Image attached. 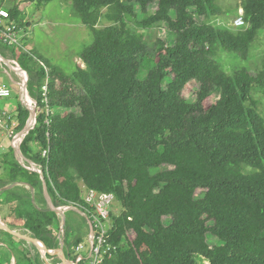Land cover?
<instances>
[{
    "label": "trees",
    "instance_id": "obj_1",
    "mask_svg": "<svg viewBox=\"0 0 264 264\" xmlns=\"http://www.w3.org/2000/svg\"><path fill=\"white\" fill-rule=\"evenodd\" d=\"M68 1L93 33L79 54L84 67L65 74L33 51L0 47L26 72L28 94L40 108L20 150L42 168L53 205L90 209L85 189L113 193L121 209L111 214L107 243L115 249L101 264H264V113L256 96L264 95V65L229 74L214 57L219 47L248 57L264 29V0H241L239 28L211 21L223 12L217 0ZM8 11L21 27L18 7ZM131 23L141 29L164 23L173 40L148 47ZM148 55L153 64L139 78ZM190 81L197 83L191 101L182 95ZM29 115L18 100L16 131ZM40 176L18 162L12 145L0 152L2 218L39 239L47 257L62 238L73 260L81 237L67 222L59 237L55 211L6 187L28 184L45 205ZM207 233L218 242L210 245ZM0 249V264H10V251L16 264H44L30 250Z\"/></svg>",
    "mask_w": 264,
    "mask_h": 264
},
{
    "label": "rangeland",
    "instance_id": "obj_2",
    "mask_svg": "<svg viewBox=\"0 0 264 264\" xmlns=\"http://www.w3.org/2000/svg\"><path fill=\"white\" fill-rule=\"evenodd\" d=\"M217 3L222 8L223 12L211 21H214L219 26L235 28L233 26V20L240 13H242V9L240 8L241 0H217ZM0 6L6 10L12 8L13 6H17L21 11V28L25 37L23 41L24 45L30 52H35L49 64L59 67L65 74L72 73L77 65L84 67V64L79 58V54L93 41V33L81 23L78 15L73 10L70 1L48 0L39 4L36 0H0ZM155 7V4L150 5L149 11H153ZM141 17V15H138V19H141ZM196 20L200 22L203 20V17L196 16ZM105 24H107V22L101 21L98 26ZM129 25L134 31L143 35L148 47H152L157 39H161L167 44L171 43L173 40L171 31L164 23L156 24L148 29H141L134 23ZM257 37L258 38H256L253 42L250 53L246 59L241 58L233 52H228L221 47L217 49L214 57L229 74L235 69L242 67L255 73L256 70L260 69V67L264 65V29L259 31ZM152 64L153 59L148 55L141 63L138 75L139 78H144L146 76L148 68L151 67ZM3 66L2 70L6 67L4 64ZM8 73L9 74L3 72L1 78L6 82V86H9L12 89V94L7 99L12 103V109L16 111V103L19 100L17 99L16 94H18L17 91L19 90V86L22 82V77L17 72L14 73L9 71ZM10 77L15 80V85ZM196 89L197 83L195 81H190L183 89L182 95L190 101L194 100ZM218 95V93L212 95L210 101H215L218 98ZM18 96L22 99L21 95L18 94ZM256 96L260 99L259 106L264 113V95L256 93ZM9 114H11L15 120L14 114ZM18 133L19 131L15 130L10 136L8 132L0 130V152L5 151L9 145L13 146ZM14 155H16L15 150ZM164 167L167 168L168 166H162V168ZM201 192L202 189H197L196 195L200 196ZM5 208L6 207H4L3 210H6ZM111 209V212L117 214L120 212L121 208L118 204H116V201H114ZM164 222L168 223L169 218H164ZM210 224L211 223L209 222L208 225ZM80 230L81 229H78L73 233L82 238ZM5 232L6 233H0V240L8 245L17 246V243L13 241L15 237H13L9 232ZM20 233L22 232L20 231ZM206 239L210 245H214L218 242V238L211 233H207ZM2 246L5 250L8 249V246L6 247L5 244L0 243V248H2ZM205 264L209 263L205 262Z\"/></svg>",
    "mask_w": 264,
    "mask_h": 264
},
{
    "label": "built area",
    "instance_id": "obj_3",
    "mask_svg": "<svg viewBox=\"0 0 264 264\" xmlns=\"http://www.w3.org/2000/svg\"><path fill=\"white\" fill-rule=\"evenodd\" d=\"M244 20L242 18V13H240L233 20V26L235 28H239L244 26ZM24 34L22 33V28L18 26L14 20L11 19L9 11L5 8H0V42L7 46L21 49L25 53H29L30 51L24 45ZM1 56V55H0ZM0 57V61L5 64V62ZM8 60L9 68L14 70V72L19 73L22 77V82L19 86L18 94L22 96L20 99L21 103L24 104L29 110L34 111L37 115V111L40 108L37 106V101L32 98L27 91V85L25 86L26 75L18 61L15 58H6ZM42 64V62H40ZM46 85L42 86V90L46 92ZM11 88L6 86L5 84L0 85V99L8 98L11 96ZM28 95L30 97V102L27 104L24 101V95ZM45 102L47 101L45 97ZM29 127H33L36 121H32V119L27 120ZM16 121L13 119L12 115L5 109L0 108V130L8 132L11 134L15 131ZM27 133L19 136L16 135L13 145L16 146L20 143L22 138ZM43 155H46V150H43ZM19 163L28 170H33L39 173H42V168L37 164H29L22 157L18 156ZM84 201L89 205L90 209H84L83 211L89 217L91 222V232L90 238L88 242V254L83 255L82 250L84 249V244L79 243L75 249V259L74 261L78 264H101L104 257L110 253L111 250H114L115 247H112L107 243V233L111 228V217L110 212L112 205L115 201V197L111 192H99L94 189H85L84 192ZM74 207H78L77 205H72ZM68 206L60 205L58 208L66 209ZM79 208V207H78Z\"/></svg>",
    "mask_w": 264,
    "mask_h": 264
},
{
    "label": "crops",
    "instance_id": "obj_4",
    "mask_svg": "<svg viewBox=\"0 0 264 264\" xmlns=\"http://www.w3.org/2000/svg\"><path fill=\"white\" fill-rule=\"evenodd\" d=\"M1 8H3V7H1ZM25 38V37H24ZM5 45V44H4ZM2 46V43L0 42V47ZM10 47V46H9ZM29 50V49H28ZM1 55V54H0ZM2 56V55H1ZM3 58H5L4 56H2ZM12 58V57H11ZM13 58H15V57H13ZM16 59V58H15ZM17 60V59H16ZM3 64L4 63H2L1 61H0V85L1 84H5L6 85V82L5 81H3L2 80V73L4 72V73H7V74H9L8 72L9 71H12V72H14L11 68H9L7 65H5L6 67L4 68V70H2V67H4L3 66ZM3 72H2V71ZM2 72V73H1ZM15 73V72H14ZM10 76V75H9ZM11 78V77H10ZM11 80L13 81V84L15 85V80H13L12 78H11ZM5 82V83H4ZM12 90V89H11ZM17 91V90H16ZM17 93H18V91H17ZM11 94H12V92H11ZM17 95V94H16ZM17 99H19V96H18V98ZM27 99H30V98H27V96H25L24 95V101L27 103L28 102V100ZM19 101H20V99H19ZM30 102V101H29ZM15 103H16V101H15ZM18 104V102L16 103V105ZM0 108H2V109H5V110H7L9 113H12V114H15V110H13L12 109V103L7 99V98H4V99H0ZM15 157H16V159L18 160V157L15 155ZM25 160V159H24ZM19 162V161H18ZM26 162L27 163H29V164H35V163H33L32 161H30V160H27L26 159ZM39 173V172H38ZM40 175H42L41 173H40ZM41 177V180H42V194H43V197L45 198V201H46V203H45V205L44 204H42V203H40L38 200H37V197H39L40 196V194L38 193V195H37V193H36V189L35 188H33V187H31L30 185H28V184H25V183H22V182H15V183H11V184H9L8 186H6V187H11V188H14V187H18V188H20V189H23V190H25V191H27V192H29L30 193V195H31V197L33 198V200H34V202H35V204L37 205V206H39V207H47V208H49L48 207V202H47V198H46V195H45V191H44V187H43V184H44V181H43V178H42V176H40ZM82 185V184H81ZM48 190V189H47ZM85 192V191H84ZM83 197H84V194H83ZM49 199L51 200V202L53 203V201H52V199H51V197H50V195H49ZM66 206H68L66 209H65V223L67 222V225L73 230V231H76V230H78V229H81L80 230V235L82 236V238H81V241H80V243H82V244H84V249L82 250V254L83 255H87L88 254V248H89V246H88V242H89V238H90V232H91V222H90V219H89V217L85 214V212L83 211V210H81V209H79L78 207H74V206H72V205H66ZM56 207H58V206H56ZM111 211H112V209H111ZM7 211L6 210H4L3 212H0V219H1V221H3L5 224H6V222L3 220V218H2V214H4V213H6ZM113 212H110V217H111V214H112ZM7 214V213H6ZM59 215V214H58ZM60 216V215H59ZM61 217V216H60ZM61 223H62V218H61V220H60V229H61V231H59V237H61L62 236V234H63V229H64V226L62 227L61 226ZM65 223H64V225H65ZM7 225V224H6ZM8 226V225H7ZM8 227H10L11 229H13L14 231H16V232H18L19 234H24V235H27V236H31L30 235V233L26 230V229H24V228H22L21 226H16V227H11V226H8ZM59 229V230H60ZM20 231L22 232V233H20ZM12 235V234H11ZM13 237H15V239L13 240L14 242H16L17 243V246L16 245H8V244H6L5 242H3L2 240H0V243H3V244H5L6 245V247L8 246V249H12V248H14L13 249V251H14V253L15 252H17L16 250H18V251H20L21 252V250L22 249H25V250H30L31 251V255H32V257H33V259H35L37 256L39 257V259L44 263V264H46V261H45V259L42 257V254H41V251L39 250V248H37L34 244H32L31 242H29V241H27V240H24V239H22V238H19V237H17V236H15V235H12ZM33 237V236H32ZM21 240H23V241H21ZM20 243V244H19ZM19 244V245H18ZM10 251V250H9ZM10 253H11V262H10V264H16V259H15V257H14V254H13V252H11L10 251ZM74 253V255H75V252H73ZM64 255L65 256V254H64V251H63V242H62V238L60 239V245H59V248L56 250V253H55V255L54 256H52V257H47L46 256V259H47V261L49 262V264H62V262H61V260L59 259L60 258V256L61 255ZM46 255V254H45ZM66 257V256H65ZM67 258V257H66ZM67 259H69V258H67ZM69 260H72V259H69ZM73 261H74V259H73Z\"/></svg>",
    "mask_w": 264,
    "mask_h": 264
},
{
    "label": "water",
    "instance_id": "obj_5",
    "mask_svg": "<svg viewBox=\"0 0 264 264\" xmlns=\"http://www.w3.org/2000/svg\"><path fill=\"white\" fill-rule=\"evenodd\" d=\"M2 59L5 62V64L8 65V60L5 59V58H2ZM26 85H27V74H26V79H25V86ZM29 111H30L29 119H32V121H36V114H35V112L34 111H31V110H29ZM31 128L32 127H29V124L26 123L25 126H24V128L18 133V135L21 136V135H23L25 133H28ZM14 150H15V153H16V156L17 157L20 156V157H22L23 159L26 160V158L22 155L21 150H20V148L18 146L17 147H14ZM43 187H44L45 195H46V198H47L48 207H49V209L55 211L57 214H59L61 216V218H62L61 226L63 227L64 226V223H65V219H64L65 218V216H64L65 215L64 214L65 213V209H60V208L54 206L53 203L51 202V200L49 199V193H48L47 185H46L45 182L43 184ZM0 229L5 230V231L9 232L12 235H15V236H17L19 238H22V239L27 240V241L31 242L32 244H34L41 251L42 257L45 259L46 264H49V262L46 259V255H45L46 254V248H45L44 244L39 239H37L35 237H32V236H27V235H24V234H19L18 232L14 231L10 227H8L3 221H1V219H0ZM60 231H61V229H60ZM59 259L61 260L62 264H78L77 262H75L73 260L67 259L63 254L60 256Z\"/></svg>",
    "mask_w": 264,
    "mask_h": 264
},
{
    "label": "clouds",
    "instance_id": "obj_6",
    "mask_svg": "<svg viewBox=\"0 0 264 264\" xmlns=\"http://www.w3.org/2000/svg\"><path fill=\"white\" fill-rule=\"evenodd\" d=\"M24 72H25V71H24ZM25 75H26V72H25ZM20 131H21V130H20ZM20 131H19V132H20ZM24 137H25V136H24ZM24 137H23V138H24ZM23 138H22V140H23ZM22 140L20 141V143L22 142ZM20 143H19L18 145H16V146L13 145V147H17V146H18V147L20 148Z\"/></svg>",
    "mask_w": 264,
    "mask_h": 264
},
{
    "label": "bare ground",
    "instance_id": "obj_7",
    "mask_svg": "<svg viewBox=\"0 0 264 264\" xmlns=\"http://www.w3.org/2000/svg\"><path fill=\"white\" fill-rule=\"evenodd\" d=\"M25 96H27V98H30L27 94H26ZM27 100H28L27 104H29V101H30L31 99H27Z\"/></svg>",
    "mask_w": 264,
    "mask_h": 264
}]
</instances>
